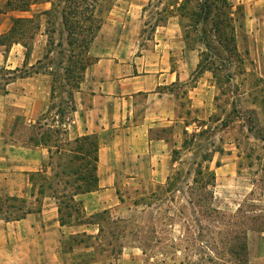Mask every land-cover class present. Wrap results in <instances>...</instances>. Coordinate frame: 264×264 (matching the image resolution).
I'll list each match as a JSON object with an SVG mask.
<instances>
[{
  "label": "rangeland",
  "instance_id": "rangeland-1",
  "mask_svg": "<svg viewBox=\"0 0 264 264\" xmlns=\"http://www.w3.org/2000/svg\"><path fill=\"white\" fill-rule=\"evenodd\" d=\"M173 1L95 0L96 13L102 20L101 26L109 23L112 27V30H105L104 35L114 40L105 43L100 38V31H97L82 60L85 57L84 61L88 63V67L96 60L94 51L127 54V47L118 42L119 38L125 40L134 38L137 44L134 47L135 51L133 50L134 55L144 57L152 53L149 50L155 49L153 39L156 38L158 41L162 39L163 26L166 25H169L171 30L173 27L179 29V37L184 43V48L174 55L173 60L177 57L186 62L199 60V50L202 46L192 38L185 40L183 27L185 20L170 14L163 18V8L169 7ZM231 1L234 9L240 7L242 15L237 17L243 23L238 27L236 37L243 62L240 67L233 62L232 87L228 84L218 85V80L211 78L209 73L195 71V80L199 81L195 90L192 88L194 79L179 82L174 86L181 97L180 122L155 129L152 134L164 136L180 149V160L170 171L172 175L175 169L182 170L179 180L175 183V189L166 192L164 190L166 182L157 186L155 190L151 189L158 183L149 184V188L136 184V180L126 183V186L120 184L118 203L89 214L88 219L91 223L79 224L73 221L72 227L65 225L63 228H58L59 232L48 234L47 237L42 236L40 244L46 241L47 245L60 251L58 258L55 256L53 260L51 259L54 264L60 261L65 264H122L118 260L119 254L123 248L129 247L143 250L145 255L141 257V264L236 263L234 259L226 263L216 259L217 253L222 250L219 236L215 234L218 228L214 225L217 224L195 215L192 205L189 204L187 189L196 163L201 160L202 155L210 153L213 156L212 160L209 163L204 162L203 165L208 164L215 171L213 207L226 215L235 213L239 206L249 213L264 212V138L257 136V130L248 129L251 115L246 112L254 111L259 132L264 136V36L256 31V35H253L245 26L250 24L257 27L262 23L264 25V0ZM6 2L7 0H0V32L10 27L11 17L18 14L35 15L50 7L49 3L37 2L31 5L29 11L21 13L9 9ZM60 8L61 5L57 10L59 11ZM45 20L43 16L28 59L29 64H35L37 59L41 60L39 68L36 69L37 73L33 72L31 78L10 86V97L20 96L22 100L25 99L26 105L36 99L38 106L33 116L34 123L28 127L23 112L17 114L11 135H8L9 130H7L0 136L1 153L8 149L4 144L25 141L29 129L31 133L42 131L46 124L51 123L56 111H58L56 118L65 123L71 112L69 106H74L76 91L84 80L87 67L80 74L81 76H78L79 66L76 60L81 56H78L76 48L71 52L70 57V48L65 38L66 32L63 30L59 16L54 12L49 23ZM46 27L49 33H46ZM48 35L51 37L49 42ZM46 50L50 53L47 57H43ZM24 52L25 48L21 44L13 45L6 63H3L4 50L0 47V66L6 64L11 68L21 67ZM67 65H71L70 75L73 76L64 80L61 67ZM76 79L79 81L75 82ZM209 83L213 84L212 88H208ZM68 92L71 93L70 96ZM193 93L197 97L195 100ZM234 104L240 109V116L244 120L237 117V110L232 112ZM49 106H53V110L47 113ZM226 116L228 117L226 125L221 126L220 119H225ZM39 125H43L42 128H39ZM184 128L187 129L188 135L200 132L195 136L194 143L189 149L181 147L185 137ZM216 162L219 166L215 165ZM48 174L52 176L53 173L49 171ZM24 178V174L21 178L17 177V181L5 185L6 188L0 182V197H16L14 201L18 203V199L23 198L24 191L28 189ZM48 193L49 191H46L45 195ZM27 199L32 200V198ZM10 211L8 214L0 212V219L6 220L5 217H8L9 220H14L12 216L18 212L14 209ZM165 214L167 217L172 216L175 222H179L178 225H174L172 232L169 221L163 220ZM258 233L264 235V231L248 232L247 264L252 260L250 250H253L254 239ZM180 238L185 241H181V245L176 246L174 242H180ZM212 248L215 254L210 251ZM210 255L213 261L209 260ZM45 259V255L42 256L37 264H45Z\"/></svg>",
  "mask_w": 264,
  "mask_h": 264
},
{
  "label": "crops",
  "instance_id": "crops-1",
  "mask_svg": "<svg viewBox=\"0 0 264 264\" xmlns=\"http://www.w3.org/2000/svg\"><path fill=\"white\" fill-rule=\"evenodd\" d=\"M245 26L253 35L256 31L264 36L263 23L257 27ZM163 29L162 39L158 41L154 38L155 49L149 50L152 53L144 57L134 55L137 45L134 38L118 39L122 46L127 47L125 55L94 51L96 60L87 67L84 80L76 91L74 109L65 122L66 137L74 139L93 134L99 144L97 189L75 196L81 201L87 216L116 205L120 184L126 186V183L136 180V184L149 188V184L158 183L151 189L155 190L166 182L171 169L180 160L172 159V150L178 148L176 144H171L164 136L152 134L155 129L180 122L181 97L174 86L194 79L192 88H197L199 81L195 80L194 72L198 60L186 62L178 57L173 60L174 55L184 48V43L179 37V29L173 27L171 30L169 25L163 26ZM105 30H112L109 23H104L98 31L105 43H111L112 38L104 35ZM8 53L6 57L1 55L3 63H6ZM200 73H209L214 78L211 71ZM30 76L15 79L6 85V92L0 93V136L7 130L11 135L21 112L25 116L24 121L28 122L27 126L33 125L38 106L36 99L26 105L25 99L20 96L10 97V86ZM209 87L212 88L213 84L209 83ZM184 131L187 129L184 128L183 134ZM30 134L29 129L25 141L4 144L8 149L0 152V182L6 188L5 185L17 181V177L21 178L24 174V183L28 187L24 191L26 198H30L29 173L42 170L49 159L47 147L28 142ZM10 148H13L12 151ZM63 227L65 225L58 220L56 199L47 194L42 196L39 211L26 213L19 219H0V264H37L44 255L45 264H54L51 259L58 258L60 251L47 245L46 241L40 244V239L43 235L59 232L58 228ZM250 251L252 260L248 264H264L262 233L256 235L253 250ZM142 255L145 254L138 247L123 248L118 260L122 264H141ZM59 263L65 264L62 261Z\"/></svg>",
  "mask_w": 264,
  "mask_h": 264
},
{
  "label": "trees",
  "instance_id": "trees-1",
  "mask_svg": "<svg viewBox=\"0 0 264 264\" xmlns=\"http://www.w3.org/2000/svg\"><path fill=\"white\" fill-rule=\"evenodd\" d=\"M37 2L49 3L50 7L35 15L11 17L10 27L4 32H0V47H3L4 57L14 44H21L25 48L21 67L0 66V93L6 92V85L15 79L37 72L36 69L39 68L41 60L37 59L35 64L28 62L33 41L40 30L42 17L44 16L45 22L49 23L54 12L59 16L63 30L66 32L65 38L70 48V57L71 52H74L76 48L78 56H81L76 60L79 66L77 67L79 69L78 76H81L80 74L88 65L84 61L85 57L82 60V56L87 54L89 44L102 24L101 18L96 13L95 0H7L6 4L9 9L23 12L29 11L31 5ZM60 5L61 8L58 11L57 8ZM162 11L163 18L170 14L184 19L185 40L188 41L192 38L202 46L199 50L196 71H211L214 78L218 80V85L228 84L229 87H232L234 74L231 72V67L233 62H236L239 67L243 62L236 42L237 29L243 25L237 17V15H242L240 7L234 9L231 0H174L169 7L165 6ZM45 31L49 33L47 27ZM49 36L48 42L51 40ZM58 44L61 45V43ZM49 53L50 51L46 50L43 57H47ZM61 68L64 80L71 79L73 76L70 75L72 73L71 65ZM74 78L76 77L74 76ZM78 81L76 79L75 82ZM70 95L71 93L68 92V96ZM69 108L72 111L74 106L70 105ZM52 110L53 106H49L46 112L49 113ZM234 110H237V117L244 120L240 116V109L235 104L232 112ZM57 112L55 116H52L51 123L46 124L42 131H35L28 137L30 144H42L47 147L49 152V159L43 165L42 170L29 173L31 183L29 195L32 200L23 197L19 198L16 203L14 201L16 197H0V212L8 214L11 212L10 209H14L18 213L12 216V219H19L26 213L39 211L42 196L46 191H49L48 195L56 199L58 220L61 225H71L73 221H77L79 224L91 223L88 219L90 216L86 215L81 201L77 200L75 196L97 189L98 140L93 134L68 139L65 123L56 118ZM246 112L251 115L248 129L250 131L257 130V136L263 139L264 136L259 132L255 122L254 111L247 110ZM227 118L226 116L221 120V126L226 125ZM42 126L39 125V128ZM184 134L181 147L189 149L194 143L195 136L200 132L188 135L189 133L184 131ZM179 153L180 149L174 148L172 159L180 158ZM212 157L210 153L204 154L201 160L196 163L191 181L187 184L189 204L192 205L197 217L212 220L217 224L214 225L218 228L215 234L219 236L222 250L217 253L216 259H220L224 263L234 259L236 260L235 264H247L248 232L251 230L264 231V212L249 213L248 210L239 206L235 213L226 215L213 207L216 187L215 171L208 164L203 165L204 162L209 163ZM215 165L219 166V163L216 162ZM48 171L53 173L52 176L48 174ZM181 173L182 170L177 168L172 175H168L164 188L166 192L169 193L175 189V183L179 180ZM180 213L182 212L180 211ZM5 219L9 220L10 218L5 217ZM166 219L172 227V232L174 225L179 222H175L172 216L167 217L165 214L163 220ZM99 228L101 229L100 225ZM179 241L173 242L176 246H180L181 241L184 242L185 239L180 238ZM210 251L215 254L213 248ZM210 256L209 260L213 261L212 255Z\"/></svg>",
  "mask_w": 264,
  "mask_h": 264
}]
</instances>
